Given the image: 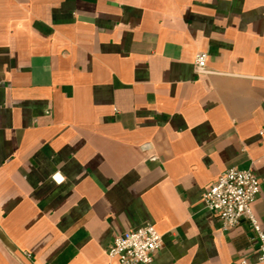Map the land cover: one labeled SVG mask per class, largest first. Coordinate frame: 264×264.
<instances>
[{
    "label": "crops",
    "instance_id": "0c3cea01",
    "mask_svg": "<svg viewBox=\"0 0 264 264\" xmlns=\"http://www.w3.org/2000/svg\"><path fill=\"white\" fill-rule=\"evenodd\" d=\"M231 167L264 232V0H0V264H109L146 223L154 264L256 260L202 201Z\"/></svg>",
    "mask_w": 264,
    "mask_h": 264
},
{
    "label": "built area",
    "instance_id": "2783aa9c",
    "mask_svg": "<svg viewBox=\"0 0 264 264\" xmlns=\"http://www.w3.org/2000/svg\"><path fill=\"white\" fill-rule=\"evenodd\" d=\"M208 53L200 51L194 58L197 73H207ZM52 178L62 182L55 173ZM261 192V182L252 168L231 167L223 171L203 192L205 208L221 221L223 230L237 226L247 218L252 227V239L257 243V258H241L236 264H264V232L253 214L252 205ZM162 247V234L152 223L129 229L115 236L108 249L109 264H154L156 252ZM50 264V263H49Z\"/></svg>",
    "mask_w": 264,
    "mask_h": 264
}]
</instances>
